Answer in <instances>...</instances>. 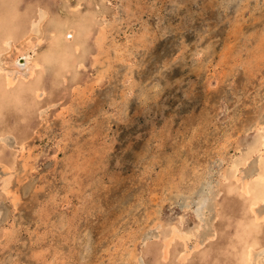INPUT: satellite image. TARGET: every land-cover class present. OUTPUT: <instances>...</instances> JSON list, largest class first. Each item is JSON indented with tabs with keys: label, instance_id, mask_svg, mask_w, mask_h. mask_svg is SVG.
<instances>
[{
	"label": "rangeland",
	"instance_id": "1",
	"mask_svg": "<svg viewBox=\"0 0 264 264\" xmlns=\"http://www.w3.org/2000/svg\"><path fill=\"white\" fill-rule=\"evenodd\" d=\"M90 1L0 0L20 30L45 12L44 38L91 20L76 73L0 101V264H264V202L223 179L264 126V0Z\"/></svg>",
	"mask_w": 264,
	"mask_h": 264
},
{
	"label": "bare ground",
	"instance_id": "2",
	"mask_svg": "<svg viewBox=\"0 0 264 264\" xmlns=\"http://www.w3.org/2000/svg\"><path fill=\"white\" fill-rule=\"evenodd\" d=\"M5 1H7V0H5ZM190 2L191 3L192 2L198 3L197 0H191V1H189V3ZM258 2H259V0H258ZM9 3H12L13 6L19 5L20 0H9ZM206 3H208V2H206ZM90 4H92V2ZM202 7L206 8V5L203 3ZM219 8H220V6H219ZM68 9H69V7H68ZM216 10L219 11L218 8ZM48 11H49V9H48ZM14 12H15L14 13L15 15L16 14L18 15V13H20L17 9ZM70 13H71V11H70ZM72 13H74V11ZM7 14L4 11L0 13V56L5 55V54H9V53H11V51H14V55L12 57L10 56L11 58L9 59V62H8L10 65V68L8 70H5L6 67L0 66V101L1 102L8 101L9 103H11V105L12 104L15 105L16 102L19 103L20 97L22 98V96L29 94L31 97L33 96V98H36V99L39 98L40 96H42V94H44V91H43V86H40V80H41V77L43 76V73L47 72L46 69L49 66H51V67L55 66V68H56L55 73L56 74H58L59 70H62L64 73L58 74V75H60V77H62L64 79H67V75H70L73 72L76 73L77 70L83 66V63L85 60V54H86V50H87L86 49V37L88 36V34L90 32L89 31V27H90L89 23L91 20H89L88 18L75 19L73 16H65L63 19L62 18L59 19V18L55 17L51 21L52 23H50V27L48 28V33H47L48 38H46V37L44 38V37H42L43 35L40 36V32L42 31V30L40 31V27H41L42 22L45 20L44 19L45 15H46L45 12H42L41 14L38 13L40 16H34L33 15L32 17H30V20L28 19V24H29L28 28H26V29L23 28L22 30H20V28L18 29V27L21 25V23H19L18 20L14 21L12 19H8ZM48 15H51V14H48ZM84 15H85V13H84ZM228 16H226V17H228ZM222 22L223 21H221V23ZM2 26H5V29L1 28ZM17 30H20V31L17 32ZM45 32H47V31H45ZM72 33H73V35H72ZM261 34H262V32H261ZM104 37L105 36H103V34H101V36H99L97 39L99 40V42H103ZM44 41L47 42L46 48L42 46V43ZM186 46H188V45H186ZM232 54H233V52H232ZM96 64H97V62H96ZM49 71H51V69ZM102 71H103V69H102ZM96 72H98V71H96ZM42 82H44V79ZM25 98H27V97H25ZM28 99H30V98H28ZM8 102H6V103H8ZM16 105H18V107L21 106V104L20 105L16 104ZM22 105H23V103H22ZM22 107H24V105ZM27 107H29V106H27ZM16 110L13 109L12 112H14ZM26 111H27V109H26ZM29 112H30V110H29ZM33 113L30 112V114H33ZM259 114H260V110H259ZM9 118H10V116H9ZM30 118H32V117H30ZM30 118H28V119H30ZM20 119H21V117H20ZM1 120H2V118H1ZM3 121H5V120H3ZM16 121H17V119H16ZM18 121H20V120H18ZM252 126L254 128H251V129L256 130V132H255L256 134L253 135L254 137L252 138V141L249 144H247L244 151L240 152V155L235 156L231 160L228 173L224 172V174H223V179H224V182H227L228 189L236 190L238 192V194L241 195L245 199L247 208L251 212H253L252 210L256 204H258L260 202H264V126H262L258 122ZM0 137H2V136L0 135ZM18 138H20V136H18ZM20 148L23 149V145ZM253 155L257 156V160H258L256 162L258 164V165L256 164L258 166L257 171L247 180L241 181L238 178L239 181H241L240 185L236 184L237 186L236 185L233 186V183L231 180L234 179L235 183L238 181V179L235 176V173L239 171L238 170L239 166L247 164L250 161V158L253 157ZM2 168L3 169H9V165L2 164ZM7 188H8V185L4 186V184H3V191H5L6 193L9 192V190ZM13 200H12V203L14 206H16L17 201H15V200H17V199L15 198ZM255 216H256V214H255ZM256 217H258V216H256ZM256 217L252 221V223L254 224L253 225L254 227H256L259 224L258 223L259 220ZM245 226L247 228L249 227V225L247 223L245 224ZM176 234H177V232H176ZM256 244H257V242L255 240H253L251 243H249L248 249H250V252H251V249L254 246H256ZM196 246H199V245H196ZM227 255H228V253H227ZM234 255L232 254L230 257H232ZM132 258H133V255L131 256V259ZM235 258H236V256H235Z\"/></svg>",
	"mask_w": 264,
	"mask_h": 264
}]
</instances>
